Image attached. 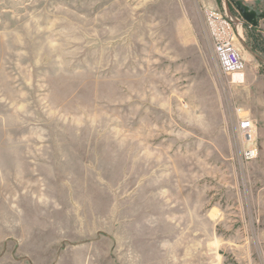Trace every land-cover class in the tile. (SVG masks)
<instances>
[{"label": "rangeland", "instance_id": "1", "mask_svg": "<svg viewBox=\"0 0 264 264\" xmlns=\"http://www.w3.org/2000/svg\"><path fill=\"white\" fill-rule=\"evenodd\" d=\"M235 1L0 0V264H264V18Z\"/></svg>", "mask_w": 264, "mask_h": 264}, {"label": "built area", "instance_id": "2", "mask_svg": "<svg viewBox=\"0 0 264 264\" xmlns=\"http://www.w3.org/2000/svg\"><path fill=\"white\" fill-rule=\"evenodd\" d=\"M205 18L220 70L225 75L230 76L233 82H242L244 65L238 50L233 45V40L238 34L237 26L241 24L240 20L238 18L233 20L225 11L221 13L216 8H208ZM235 74H241V77L235 79ZM238 112H241V109ZM237 133L242 144V160L248 162L256 159L258 148L256 145L257 123L255 119L248 115H238Z\"/></svg>", "mask_w": 264, "mask_h": 264}, {"label": "water", "instance_id": "3", "mask_svg": "<svg viewBox=\"0 0 264 264\" xmlns=\"http://www.w3.org/2000/svg\"><path fill=\"white\" fill-rule=\"evenodd\" d=\"M235 6L241 17L251 25H257L258 19L264 18V13L257 15V11L254 8H251L241 0L235 1Z\"/></svg>", "mask_w": 264, "mask_h": 264}, {"label": "bare ground", "instance_id": "4", "mask_svg": "<svg viewBox=\"0 0 264 264\" xmlns=\"http://www.w3.org/2000/svg\"><path fill=\"white\" fill-rule=\"evenodd\" d=\"M241 77V74H235L234 75V78L236 79V78H240Z\"/></svg>", "mask_w": 264, "mask_h": 264}, {"label": "crops", "instance_id": "5", "mask_svg": "<svg viewBox=\"0 0 264 264\" xmlns=\"http://www.w3.org/2000/svg\"><path fill=\"white\" fill-rule=\"evenodd\" d=\"M262 1H264V0H262ZM250 7H251V6H250ZM251 8H254V9H256V8H255V6H254V7H251ZM262 19H263V18H262Z\"/></svg>", "mask_w": 264, "mask_h": 264}, {"label": "flooded vegetation", "instance_id": "6", "mask_svg": "<svg viewBox=\"0 0 264 264\" xmlns=\"http://www.w3.org/2000/svg\"><path fill=\"white\" fill-rule=\"evenodd\" d=\"M256 13H257V15L261 14V12H256Z\"/></svg>", "mask_w": 264, "mask_h": 264}]
</instances>
